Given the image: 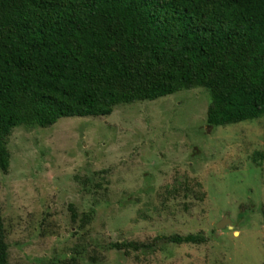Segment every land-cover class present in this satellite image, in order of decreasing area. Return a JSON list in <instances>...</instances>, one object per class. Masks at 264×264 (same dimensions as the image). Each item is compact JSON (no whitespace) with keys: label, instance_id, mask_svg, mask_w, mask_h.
Segmentation results:
<instances>
[{"label":"rangeland","instance_id":"obj_1","mask_svg":"<svg viewBox=\"0 0 264 264\" xmlns=\"http://www.w3.org/2000/svg\"><path fill=\"white\" fill-rule=\"evenodd\" d=\"M208 103L192 87L12 128L0 170L8 264H62L74 249L79 264H264V115L210 127ZM225 216L238 235L216 226ZM187 233L206 241L109 247Z\"/></svg>","mask_w":264,"mask_h":264},{"label":"trees","instance_id":"obj_2","mask_svg":"<svg viewBox=\"0 0 264 264\" xmlns=\"http://www.w3.org/2000/svg\"><path fill=\"white\" fill-rule=\"evenodd\" d=\"M192 87L208 93L210 127L264 115V0H0V170L16 126L108 115ZM204 241L171 234L109 247L152 252ZM79 255L62 264H79ZM0 264H8L1 212Z\"/></svg>","mask_w":264,"mask_h":264},{"label":"clouds","instance_id":"obj_3","mask_svg":"<svg viewBox=\"0 0 264 264\" xmlns=\"http://www.w3.org/2000/svg\"><path fill=\"white\" fill-rule=\"evenodd\" d=\"M225 229H227V231L231 234H233V236L238 235V229L236 228V226L232 223L228 224L225 226Z\"/></svg>","mask_w":264,"mask_h":264},{"label":"water","instance_id":"obj_4","mask_svg":"<svg viewBox=\"0 0 264 264\" xmlns=\"http://www.w3.org/2000/svg\"><path fill=\"white\" fill-rule=\"evenodd\" d=\"M226 223H227V225H228V224L231 223V221H230L229 218H227V217L225 216V217H223V218L217 223L216 226L222 228V227H224V226L226 225Z\"/></svg>","mask_w":264,"mask_h":264}]
</instances>
